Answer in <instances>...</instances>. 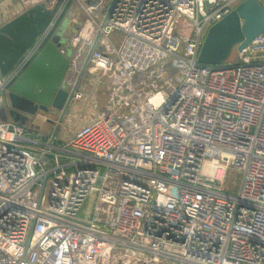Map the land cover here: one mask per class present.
<instances>
[{
  "label": "built area",
  "instance_id": "2783aa9c",
  "mask_svg": "<svg viewBox=\"0 0 264 264\" xmlns=\"http://www.w3.org/2000/svg\"><path fill=\"white\" fill-rule=\"evenodd\" d=\"M63 1L0 73V109ZM77 1L66 76L91 54L107 101L62 144L0 121V264H264V33L232 63L198 62L244 0H116L109 16L103 0Z\"/></svg>",
  "mask_w": 264,
  "mask_h": 264
},
{
  "label": "water",
  "instance_id": "95a60500",
  "mask_svg": "<svg viewBox=\"0 0 264 264\" xmlns=\"http://www.w3.org/2000/svg\"><path fill=\"white\" fill-rule=\"evenodd\" d=\"M116 0L108 5L107 16L111 15ZM50 15L44 5L16 18L0 29V73L6 75L26 49L31 45L38 31L45 25ZM68 20L41 50L27 70L12 84L8 100L11 117L18 121L61 111L50 138L55 140L61 124L73 103L74 93L81 82L89 64V54L82 66L77 81L71 91L65 88L63 80L70 65L72 51L61 54L58 47L66 44L63 34ZM264 33V8L257 0L242 1L229 15L214 24L207 32L199 52L198 62L205 65H224L232 63L239 50L250 41ZM0 119L6 121L5 109L0 110ZM54 124L53 120H48Z\"/></svg>",
  "mask_w": 264,
  "mask_h": 264
},
{
  "label": "crops",
  "instance_id": "0c3cea01",
  "mask_svg": "<svg viewBox=\"0 0 264 264\" xmlns=\"http://www.w3.org/2000/svg\"><path fill=\"white\" fill-rule=\"evenodd\" d=\"M55 1H57V3H58V1H60V0H55ZM37 5H44L46 10L50 11L49 18H48L47 22L45 23V25L38 31V34L34 38V40L32 41L31 45L26 49V51L22 54V56L18 59V61L23 57V55L28 51V49L31 46H33V44L41 37L42 33L45 30V27H46L48 21L50 20L51 16L53 15V13L55 11V8H56L57 4L55 6L54 5L50 6V4H47V2H44V1H41V0H0V29L3 26H5V25L9 24L10 22H12L13 20H15L16 18L20 17L24 13H26L29 10L33 9ZM73 17H74V15H71V17L69 18L70 23L67 25L68 27H67L64 35H63L66 38V44L68 43V40H69V37H70L69 33L72 30H75L74 28H76V27H74L75 23L71 22ZM53 37L54 36L52 34V36H50V38L44 43V45L42 46V48L40 49V51L38 52L36 57L39 55V53L45 47V45L49 41H51L53 39ZM66 44L58 47L60 53L66 47ZM64 55H66V54H64ZM35 58L33 59V61L35 60ZM18 61L15 63V65L18 63ZM32 62L29 64V66L32 64ZM14 66L12 67V69L14 68ZM27 68L25 69V71L27 70ZM68 70H69V68H68ZM86 72H90V71H86ZM86 72H85V74H86ZM67 73H68V71H67ZM67 73H66V75H67ZM85 74L83 75V77L85 76ZM78 89H80V87H78ZM73 103H74V101H73ZM72 107H73V104H71V106H70V108H69V110H68V112H67V114H66V116H65V118H64V120H63V122L61 124V127H60V129L58 131V134H57V136L55 138V142L57 144H62L63 142H66L67 140H69L73 136L74 132L80 127L79 125L75 124L74 121H73L72 113H73V111L75 109H73ZM104 107H103V109H104ZM3 108L5 109V114H6V117H7L6 121H11V122L18 123V124L24 126L29 131L28 134L31 137H32V135L34 137H37L39 139V141L44 142V141L50 140L49 137L51 138V135H52L53 131H52V133H50V132H51L52 129L54 130L55 123H57L53 116L45 115V114H42V113H38V115L33 116V117H29L26 120L21 118L18 121H15L11 117L12 109L10 107V104L9 103L6 104L1 109H3ZM48 120H53L54 124L49 123ZM0 121H2V120L0 119ZM48 133H50V136L48 135Z\"/></svg>",
  "mask_w": 264,
  "mask_h": 264
},
{
  "label": "rangeland",
  "instance_id": "374dc122",
  "mask_svg": "<svg viewBox=\"0 0 264 264\" xmlns=\"http://www.w3.org/2000/svg\"><path fill=\"white\" fill-rule=\"evenodd\" d=\"M111 0H103L104 4H109ZM82 4L85 2H81ZM65 4V1L60 0L58 1L54 13L56 14L60 8H62ZM54 14V15H55ZM71 15L76 16L79 21H83L85 14L82 11L81 4L77 0H70L66 6L65 10L63 12V15L57 25L56 31L53 32V36L59 31V29L63 26L64 22L66 23V20H69ZM68 25V22H67ZM68 26H66L67 29ZM64 35V34H63ZM73 75V78H71ZM78 77V74H71L70 76H66L63 80V84L65 85V88L70 91L71 85L68 83L71 80V83H73ZM80 89L82 92H84L85 98L81 101H75L73 104V109H75L72 113L73 121L75 124L82 126L88 121L93 120L96 118L100 112L102 111L103 107L106 104L109 87H110V81L106 77H102L99 73L94 72H86L85 76L79 83ZM97 101V102H96ZM98 103V104H97ZM96 105V106H95ZM53 112V113H52ZM45 115L53 116L54 119H59V116L61 114V111L58 110H51L49 113H42ZM53 129L50 133H52ZM50 133L48 135L50 136ZM50 139V137H49ZM235 172L230 171L228 175V181L229 185H231L233 188H236L239 184V176L235 178ZM230 192L233 193V190ZM83 213H81L82 215Z\"/></svg>",
  "mask_w": 264,
  "mask_h": 264
}]
</instances>
